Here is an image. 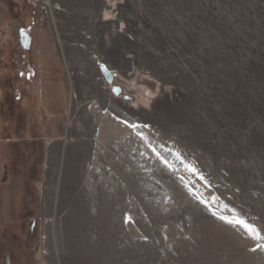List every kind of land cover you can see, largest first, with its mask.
<instances>
[{"label": "rangeland", "instance_id": "obj_1", "mask_svg": "<svg viewBox=\"0 0 264 264\" xmlns=\"http://www.w3.org/2000/svg\"><path fill=\"white\" fill-rule=\"evenodd\" d=\"M0 264H264V0H0Z\"/></svg>", "mask_w": 264, "mask_h": 264}, {"label": "water", "instance_id": "obj_2", "mask_svg": "<svg viewBox=\"0 0 264 264\" xmlns=\"http://www.w3.org/2000/svg\"><path fill=\"white\" fill-rule=\"evenodd\" d=\"M23 36H24V39H25L24 46H25V49H27V47H28V45L30 43V38H29V36L26 33H24ZM105 69H106V71H105ZM101 70H102V73L104 74L106 80L108 82H111L112 79H113L112 73L105 67H102Z\"/></svg>", "mask_w": 264, "mask_h": 264}, {"label": "crops", "instance_id": "obj_3", "mask_svg": "<svg viewBox=\"0 0 264 264\" xmlns=\"http://www.w3.org/2000/svg\"><path fill=\"white\" fill-rule=\"evenodd\" d=\"M49 107V106H48ZM54 108H51V106L49 107V110H50V113H51V115H53V116H55V118L57 117V115L59 116V115H61L58 111V109H54ZM57 113V114H56Z\"/></svg>", "mask_w": 264, "mask_h": 264}, {"label": "snow or ice", "instance_id": "obj_4", "mask_svg": "<svg viewBox=\"0 0 264 264\" xmlns=\"http://www.w3.org/2000/svg\"><path fill=\"white\" fill-rule=\"evenodd\" d=\"M105 71H106V69H105ZM240 223H244L243 221H239ZM246 228H248L249 229V231H251V232H255L256 230L254 229V228H252L251 226H249V225H247V224H245L244 225Z\"/></svg>", "mask_w": 264, "mask_h": 264}, {"label": "flooded vegetation", "instance_id": "obj_5", "mask_svg": "<svg viewBox=\"0 0 264 264\" xmlns=\"http://www.w3.org/2000/svg\"><path fill=\"white\" fill-rule=\"evenodd\" d=\"M24 34V33H23ZM23 38H24V36H23ZM24 41H25V39H24ZM24 41H23V43H24Z\"/></svg>", "mask_w": 264, "mask_h": 264}]
</instances>
